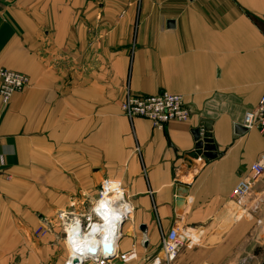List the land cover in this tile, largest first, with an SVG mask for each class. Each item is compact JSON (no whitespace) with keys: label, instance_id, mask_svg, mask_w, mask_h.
<instances>
[{"label":"crops","instance_id":"crops-1","mask_svg":"<svg viewBox=\"0 0 264 264\" xmlns=\"http://www.w3.org/2000/svg\"><path fill=\"white\" fill-rule=\"evenodd\" d=\"M0 67L30 79L0 104V264H64L60 226L34 234L43 217L92 203L106 180L132 207L117 243L127 264H150L162 235L184 224L206 236L199 251L191 234L175 264L203 253V264L239 261L243 231L224 221L264 152L257 130L235 132L264 94V0H0ZM161 92L184 98L187 122L159 130L122 113L128 94ZM203 123L210 161L194 152ZM179 185L189 188L181 209Z\"/></svg>","mask_w":264,"mask_h":264},{"label":"built area","instance_id":"built-area-1","mask_svg":"<svg viewBox=\"0 0 264 264\" xmlns=\"http://www.w3.org/2000/svg\"><path fill=\"white\" fill-rule=\"evenodd\" d=\"M29 85L30 79L26 75L0 67V104L3 107L7 106L15 94L23 92L29 87ZM121 111L129 120H133L134 118H143L150 121L153 128L159 130H163L170 122L173 121L187 122L192 113L182 96L172 95L167 92H161L157 95L150 96H136L128 94L121 103ZM242 126L247 129V131L257 129L264 134V94L255 108L245 112L242 120ZM199 131L200 139L197 141L194 152L198 160L207 161L206 154L215 152L211 132L206 123L201 125ZM199 142L203 143L201 147L198 146ZM3 166L4 159L0 157V172ZM263 176L264 152L260 158L251 165L247 174L241 178L233 190L231 196L232 202L236 204L243 213H246L249 209H251V212L259 210V200L253 202V206L251 205L249 208L248 206L251 204L250 200L253 195L254 187ZM113 189L121 190L123 195L122 201L124 203H128L122 184L120 182L110 180H106L100 186L98 201H101L107 195L111 194ZM92 213L88 214V216H75L73 213H70L69 216L63 213L60 215L61 218L65 217L66 219L64 225H66L65 232L67 234L66 239L68 241V245V230L73 229L72 224L77 225V223H82L84 229L88 230L91 226V220H96L95 216L91 217ZM181 230L182 229L179 225H175L167 234L162 235L161 260H158L157 255H155L150 264H175L181 249L184 246H190L193 243V240L189 238V234H181ZM122 237H124L123 232L119 241ZM118 244L116 246H112V249H107L105 248V245H103L102 248L100 247L99 250L96 249L95 252H87L86 254H83L81 264H117L119 260H123L124 263H128V257L126 255H120ZM132 253L136 256L135 249L132 250ZM66 264H68V262Z\"/></svg>","mask_w":264,"mask_h":264},{"label":"rangeland","instance_id":"rangeland-1","mask_svg":"<svg viewBox=\"0 0 264 264\" xmlns=\"http://www.w3.org/2000/svg\"><path fill=\"white\" fill-rule=\"evenodd\" d=\"M254 130H257V129H254ZM257 132H259V134H261L264 137V134L261 133L259 130H257ZM116 197H113L112 201L115 203L116 207H120L121 203H123V201L121 199V200H118V202H117ZM98 200H99V196L92 203H88L87 205L81 206L80 210H78L77 212L74 211L73 214L75 216H81V215L88 216V214L92 213V209ZM257 200H259V206H260L259 210L251 212V209H249V211H246V213H243L242 210L236 204H234L232 202V199L230 200V203L228 204L227 216L225 218L224 224L227 226H233V228L235 227V232L237 229L239 231L240 230L239 228H241V230L243 231L242 235H244V242L247 245V250L243 253V255L240 257L239 261L236 262V264H258L257 263V256H258L259 244H261L260 246L262 248L261 249V253H262L261 255L264 256V250H263V246H264V176L254 187L253 195H252V198L250 200L251 204L248 206V208L251 205L253 206V204H254L253 202H255ZM126 205L129 207V208L127 207L124 210V213L127 216V215H129V212H130V210H129L130 206L127 203H126ZM62 213L69 216V213L61 212V213L57 214L55 216V218H52V219L48 218V217H43L41 220L43 226L40 229H38L34 235L36 237H43L44 238L47 234L52 233V231L56 225L57 226L59 225L61 228V240H62L64 246L66 247V249L68 250V256H67V259L64 263V264H66L69 261V257L71 255V250L69 247L70 245H68V241L66 239V236H67V234L65 232V228H66L65 226L66 225H64L66 219H65V217H63L64 219L60 217V215ZM92 216H94L93 213H92L91 217ZM83 220H85V219H83ZM93 220L96 222L98 221L97 218H96V220L95 219H93ZM93 220H91V221H93ZM131 221L132 220L130 218H128L125 221V223L123 224L124 225L123 226V233L127 232V230H129L128 224L131 223ZM190 227L191 226H186L185 224L180 225V228L182 229L181 234H184V235L189 234V236L192 234V236H195L197 240L195 241L196 246L194 248L196 250L198 249L200 251V249H202V247H201L202 242L201 241L205 240L206 235L201 236L199 234L202 231V229L195 227V226H193L192 228H190ZM183 229H185V230H183ZM129 232H131L133 235V232L131 230ZM239 232H241V231H239ZM69 233H70V231H69ZM138 235L140 236L139 238H142V234L139 231L137 233V236ZM128 237H131V235H128ZM122 238H125V237H122ZM137 241H139V240H137ZM141 249H142L141 254H138V252L136 251L137 252L136 256L139 258V260H140V258H144V257L146 258L147 254H148V252L145 251L144 248H141ZM156 255H157V259L161 260V257H162L161 248H159V250L156 252ZM205 256H206L205 253L199 254L198 262L200 264H203L202 262L204 260H207L208 257H205ZM210 260H213V258H211Z\"/></svg>","mask_w":264,"mask_h":264},{"label":"bare ground","instance_id":"bare-ground-1","mask_svg":"<svg viewBox=\"0 0 264 264\" xmlns=\"http://www.w3.org/2000/svg\"><path fill=\"white\" fill-rule=\"evenodd\" d=\"M113 197H116L118 202L123 197L122 191L113 189L111 194L94 205L92 211L98 221L92 219L93 221L88 230L84 229L82 223L72 224L73 229L69 230L71 256L68 264H81L83 254L95 252L103 245H117L123 232V224L132 211L126 216L124 213V210L128 207L126 203L123 202L120 207H116L112 201ZM128 205L130 206V204ZM130 209H132L131 206Z\"/></svg>","mask_w":264,"mask_h":264},{"label":"water","instance_id":"water-1","mask_svg":"<svg viewBox=\"0 0 264 264\" xmlns=\"http://www.w3.org/2000/svg\"><path fill=\"white\" fill-rule=\"evenodd\" d=\"M173 26H174L173 22L169 23V27H173ZM235 132H236V134L240 135V134L246 133L247 129H245L242 125H236L235 126ZM194 134H195L196 141H198L200 139V131L196 130L194 132ZM202 144H203L202 142H199L198 146L201 147ZM216 157H217V154L215 152L206 154L207 161L213 160ZM188 190H189V188L187 186H183V185L177 186L176 191H175V197H176L175 202H176V207L178 209H181L183 207V203L185 202V197L188 193ZM140 231L143 234H146L147 233V227L141 226ZM105 248L112 249V245L107 244V245H105Z\"/></svg>","mask_w":264,"mask_h":264}]
</instances>
